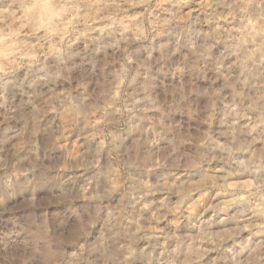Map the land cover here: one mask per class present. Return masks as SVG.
<instances>
[{"label": "clouds", "instance_id": "clouds-1", "mask_svg": "<svg viewBox=\"0 0 264 264\" xmlns=\"http://www.w3.org/2000/svg\"><path fill=\"white\" fill-rule=\"evenodd\" d=\"M0 264H264V0H0Z\"/></svg>", "mask_w": 264, "mask_h": 264}]
</instances>
